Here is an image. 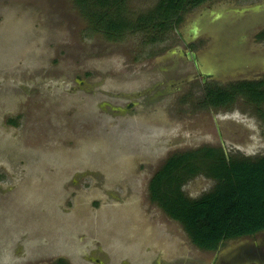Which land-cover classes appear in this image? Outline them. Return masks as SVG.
<instances>
[{
  "label": "rangeland",
  "instance_id": "rangeland-1",
  "mask_svg": "<svg viewBox=\"0 0 264 264\" xmlns=\"http://www.w3.org/2000/svg\"><path fill=\"white\" fill-rule=\"evenodd\" d=\"M116 1L128 28L110 39L78 0H0V264H210L148 182L174 153L264 155V104L207 106L203 88L229 79L203 86L168 58L178 26L136 28L160 0ZM229 1L264 3L206 5ZM213 186L200 174L181 190L196 199Z\"/></svg>",
  "mask_w": 264,
  "mask_h": 264
},
{
  "label": "trees",
  "instance_id": "trees-1",
  "mask_svg": "<svg viewBox=\"0 0 264 264\" xmlns=\"http://www.w3.org/2000/svg\"><path fill=\"white\" fill-rule=\"evenodd\" d=\"M208 0H160L147 16L137 20L136 28L148 34L165 33L180 24L186 9ZM89 18L113 39L128 28L122 2L116 0H78ZM146 28V29H145ZM156 38H149L153 43ZM252 84L230 85L207 93L208 105L227 107L234 94ZM252 88V86H250ZM223 105V106H220ZM214 182L213 188L196 199L181 190L197 175ZM150 202L167 217L178 222L198 249L214 252L220 243L264 231V156L227 158L222 148L200 147L171 154L150 178L147 187ZM64 264V263H60Z\"/></svg>",
  "mask_w": 264,
  "mask_h": 264
},
{
  "label": "flooded vegetation",
  "instance_id": "flooded-vegetation-1",
  "mask_svg": "<svg viewBox=\"0 0 264 264\" xmlns=\"http://www.w3.org/2000/svg\"><path fill=\"white\" fill-rule=\"evenodd\" d=\"M206 2L196 7H201V12L189 27L180 29L182 23L178 25L176 33L183 48L180 50L177 47L176 55L184 65L189 63L195 67L203 86L208 81L214 84L222 78H228L227 86L234 85L235 88L238 84H252L247 89L248 86L245 85L243 91L237 89L233 100L244 98L247 105L252 106L264 104V21H256L259 15L264 14V3H259L261 10L258 13H240L236 11L237 8H249L252 5L235 8L220 6L211 11ZM217 16H220L219 20L211 23ZM194 27L198 28V34L193 38L191 31ZM191 55L195 56L204 73L196 67ZM214 90L218 88H203L201 91L200 95L207 106V93ZM259 109H256L258 115L261 113ZM222 149L229 158L225 149ZM210 253L213 254L210 264H264V231L224 241Z\"/></svg>",
  "mask_w": 264,
  "mask_h": 264
},
{
  "label": "water",
  "instance_id": "water-1",
  "mask_svg": "<svg viewBox=\"0 0 264 264\" xmlns=\"http://www.w3.org/2000/svg\"><path fill=\"white\" fill-rule=\"evenodd\" d=\"M220 4V5H219ZM219 4H214V5H212V6H209L208 7V9H210L211 11L212 10H214V9H218L220 6L222 7H226V8H231V1H229V2H224V3H219ZM261 10V8H260V5L258 4V5H255V6H251V7H249V8H237L236 9V11H238V12H240V13H244V12H247V11H252V12H255V13H258V11H260ZM199 17V15L198 16H195V17H192V18H190L188 21H187V25H186V28L187 27H189L191 24H192V22H195V20L197 19ZM219 18H220V16H217L216 18H214L212 21H211V23H213V22H215V21H218L219 20ZM258 20H256V21H259V20H263L264 21V14L263 15H259L258 17ZM229 19V18H228ZM181 29V28H180ZM179 29V30H180ZM198 28H196V27H194L193 28V30L191 31V33H192V35H193V38L194 37H196L197 36V34H198V30H197ZM180 48V50H182V46L181 47H179ZM177 52H176V50H174V51H172V52H170V53H168L167 54V56H168V58H174V57H178L177 55ZM192 56V59L194 60V63H195V65H196V67L199 69L200 68V71L202 72V73H204L205 71H204V69L203 68H201L200 66H198V62L196 61V59H195V56L194 55H191ZM167 58V59H168ZM210 64H211V61H210ZM212 65V64H211ZM209 82V81H208ZM211 261H212V259H211Z\"/></svg>",
  "mask_w": 264,
  "mask_h": 264
}]
</instances>
